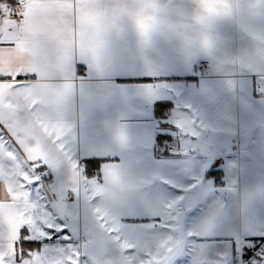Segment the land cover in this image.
Masks as SVG:
<instances>
[{"label":"crops","instance_id":"1","mask_svg":"<svg viewBox=\"0 0 264 264\" xmlns=\"http://www.w3.org/2000/svg\"><path fill=\"white\" fill-rule=\"evenodd\" d=\"M218 32L213 54L166 39L140 50L130 34L106 39L98 60L77 51L62 61L55 47L42 49L41 78L25 80L73 85L42 109L64 128L58 155L33 169L0 118V142L28 173L51 172L48 186L39 179L29 185L42 223L25 242H38L40 230L69 235L80 210L110 231L115 222L124 243L161 242L169 237L165 208L174 203L189 212L182 237L193 229L233 262L264 237V42L245 21L223 22ZM203 60L210 61L208 74L197 68ZM158 103H168L161 117ZM171 140L179 143L176 153L163 148ZM85 161L101 164L89 174Z\"/></svg>","mask_w":264,"mask_h":264},{"label":"snow or ice","instance_id":"2","mask_svg":"<svg viewBox=\"0 0 264 264\" xmlns=\"http://www.w3.org/2000/svg\"><path fill=\"white\" fill-rule=\"evenodd\" d=\"M96 2L19 0L15 9L0 5V118L14 132V142L22 147L33 169L58 155L56 146L64 132L42 109L58 103L73 85L28 83L25 77L41 78L40 56L46 47H55L62 61L74 59L77 51L98 60ZM37 180L20 163L17 153L0 142V182L5 186L0 198V264H79V251L52 255L25 251L23 242L42 223L34 215L29 189ZM110 227L117 230L115 222ZM39 234L45 233L40 230ZM170 243L161 241L158 248L171 251ZM141 264H157V260L149 253Z\"/></svg>","mask_w":264,"mask_h":264},{"label":"clouds","instance_id":"3","mask_svg":"<svg viewBox=\"0 0 264 264\" xmlns=\"http://www.w3.org/2000/svg\"><path fill=\"white\" fill-rule=\"evenodd\" d=\"M94 7L97 47L130 34L140 50L166 39L185 51L213 54L221 43L219 25L236 21L247 22L264 42V0H187L183 6L179 0H97Z\"/></svg>","mask_w":264,"mask_h":264},{"label":"rangeland","instance_id":"4","mask_svg":"<svg viewBox=\"0 0 264 264\" xmlns=\"http://www.w3.org/2000/svg\"><path fill=\"white\" fill-rule=\"evenodd\" d=\"M10 134L12 137L15 135L12 131ZM36 176L48 186V179H41L38 172ZM183 208V204L177 203L168 204L165 208L163 222L169 237L163 241H171L168 245L171 251L159 249L161 242L124 243L116 237L118 234L115 231L102 226L101 220L99 224L90 221L89 216L81 210L78 211L81 213L68 223L69 235H38L39 247L31 251L49 255L79 251V264H141V261L148 258L149 253L155 256L157 264H234L233 255H225L226 250L221 252V246L216 242L210 244L207 240L198 239L193 235V229L190 235L182 237V230L185 228L182 223L189 214L188 210ZM168 222L170 224H167ZM185 232L188 234V228ZM158 251L160 254L156 256Z\"/></svg>","mask_w":264,"mask_h":264},{"label":"built area","instance_id":"5","mask_svg":"<svg viewBox=\"0 0 264 264\" xmlns=\"http://www.w3.org/2000/svg\"><path fill=\"white\" fill-rule=\"evenodd\" d=\"M17 3L15 6L11 7L13 9L18 7ZM2 14V13H1ZM209 67H210V61L209 60H203L200 61L197 64V68L203 73V74H208L209 73ZM264 95V92L261 93ZM164 149L169 152V153H176L179 148V143L177 141L171 140V141H166L164 142L163 145ZM51 174L49 169H41L38 171V175L41 179H48V176ZM94 178L97 177V174L93 176ZM263 239L262 242L260 243L259 246H257L254 251L247 256L244 252H240L235 256L234 262L235 264H252L256 262L257 260L264 258V237L261 238Z\"/></svg>","mask_w":264,"mask_h":264},{"label":"trees","instance_id":"6","mask_svg":"<svg viewBox=\"0 0 264 264\" xmlns=\"http://www.w3.org/2000/svg\"><path fill=\"white\" fill-rule=\"evenodd\" d=\"M1 3H8L10 4L11 6H15L16 5V0H0ZM25 78H29V77H25ZM168 103H158L157 104V114L158 116H162L163 112L166 110L167 107H165V105H167ZM162 114V115H161ZM101 164L100 161H85L84 162V165H85V169L87 171V173H91L92 170L94 171V169H96L97 167H99V165ZM146 222V221H144ZM263 239H259L256 243H254L252 246H248L245 248V254L247 256H249L253 251L254 249L260 245V243L262 242ZM24 244V248H25V251L27 250H32V249H35V248H38V242H23ZM262 260L259 259L257 260L255 263H252V264H258L260 261Z\"/></svg>","mask_w":264,"mask_h":264},{"label":"water","instance_id":"7","mask_svg":"<svg viewBox=\"0 0 264 264\" xmlns=\"http://www.w3.org/2000/svg\"><path fill=\"white\" fill-rule=\"evenodd\" d=\"M258 264H264V258Z\"/></svg>","mask_w":264,"mask_h":264}]
</instances>
